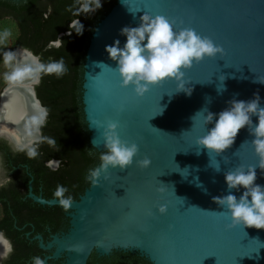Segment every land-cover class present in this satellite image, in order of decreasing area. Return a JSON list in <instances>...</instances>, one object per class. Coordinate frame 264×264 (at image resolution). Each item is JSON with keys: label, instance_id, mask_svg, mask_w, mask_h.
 Returning a JSON list of instances; mask_svg holds the SVG:
<instances>
[{"label": "water", "instance_id": "water-1", "mask_svg": "<svg viewBox=\"0 0 264 264\" xmlns=\"http://www.w3.org/2000/svg\"><path fill=\"white\" fill-rule=\"evenodd\" d=\"M145 12L177 25L183 22L224 49V56L206 57L184 70L190 95L176 92L177 82L166 79L137 97L131 87L119 86L118 72L96 66L116 67L106 46L119 39L122 47L126 37L120 30L138 26ZM82 67L80 99L91 147L106 151L103 128L96 122H118L121 139L135 142L139 152L124 170L110 168L98 178L89 173L88 186L65 212L66 231L46 240L34 236L47 252L44 264L59 259L62 264H87L92 253L102 257L113 251L136 252L151 264H264V229L230 227L229 215L214 200L229 193L224 173L240 164L257 165L255 183L264 186V169L250 144L254 137L246 126L230 148L209 154L195 143L205 129L198 116L192 119L205 107L219 113L228 101H248L257 92L264 106V84L259 82L264 81V0H115L88 38ZM36 85L26 82L33 106L39 100ZM13 91L6 84L2 88L0 116ZM251 119L258 123V117ZM0 137L17 143L4 132ZM145 157L150 166H137L135 161ZM243 191L241 187L231 193L239 198ZM28 195L41 205L62 207L57 198ZM161 204L168 206L165 213L158 210Z\"/></svg>", "mask_w": 264, "mask_h": 264}, {"label": "clouds", "instance_id": "clouds-1", "mask_svg": "<svg viewBox=\"0 0 264 264\" xmlns=\"http://www.w3.org/2000/svg\"><path fill=\"white\" fill-rule=\"evenodd\" d=\"M77 2L79 6L75 11L71 6L66 9L77 17L68 24L69 35L72 32L82 35L84 24L81 23L79 17L94 13L102 7V0H77ZM120 35L126 37L122 47L120 40L117 39L105 48L109 58L116 62V67L112 68L103 63L96 66L104 65L118 72L119 86L131 87L137 97H143L149 91L150 86L160 84L166 79H174L177 82L176 92L183 91L190 95L192 89L185 87L184 70L191 68L194 62L199 63L206 57L214 58L218 54L221 57L225 55L224 49L215 44L210 37L202 36L193 28L184 27L183 22L177 25L175 20H170L163 15L152 16L145 12L140 17L138 26L123 27ZM11 36L10 29L0 30V46L5 45ZM56 46H60L59 41ZM0 60L6 69L2 79L6 86L13 90L25 86L27 81L38 84L43 76L55 75L60 78L68 71L63 57L59 60L49 59L44 62L28 48H23L22 51L7 48L0 52ZM224 79L223 76L220 80ZM259 82L264 84L262 80ZM33 95H35L34 90ZM227 103L229 106L219 113H213L205 107L192 117L194 119L198 116L205 129V134L196 139V145L209 150V154L219 155L233 145L239 131L247 126L249 134L254 137L250 144L259 157L258 166L264 169V106H261V97L257 92L254 93V98L248 101L232 99ZM48 115L49 109L37 99L33 106V113L24 120L23 124V134L30 139L27 143L17 142L13 146L14 151L23 152L28 159H35L40 155L39 144L41 142L46 141L48 145L55 147L56 140L42 134ZM252 116L258 117V123L253 124ZM96 123L98 129L103 128L101 136L106 151L100 154L99 167L90 170V177L98 178L102 173H108L110 168L115 169L117 166L120 170L131 166L139 152L138 145L135 142L121 139L117 131L118 122H108L106 125ZM209 125L213 126L209 128ZM33 137L39 139H31ZM244 143H249V141ZM224 161L228 163L226 156ZM135 163L137 166L147 168L151 161L145 157L136 160ZM213 167L217 171L220 170L218 163ZM256 167L257 165L240 164L224 173L229 193L215 197L214 200L229 215L230 227L242 224L246 227L264 229V186L255 183ZM241 187L244 191L237 198L231 190L239 191ZM67 192L68 189L65 186L58 184L53 193L65 210L72 205V197L65 196ZM167 207L166 204H161L158 210L165 213ZM0 246L3 247L0 259H7L14 251L12 242L2 231H0ZM32 264H44V260L35 256Z\"/></svg>", "mask_w": 264, "mask_h": 264}, {"label": "trees", "instance_id": "trees-1", "mask_svg": "<svg viewBox=\"0 0 264 264\" xmlns=\"http://www.w3.org/2000/svg\"><path fill=\"white\" fill-rule=\"evenodd\" d=\"M115 0H102V7L94 13L79 17L84 24V32L69 35L68 24L77 17L66 9L73 11L79 6L77 0H0V19L11 18L15 21L18 33L12 48H28L42 61L59 60L63 57L68 71L57 78L55 75L43 76L36 86V94L42 105L49 109V115L42 134L57 141H67L77 145V154L82 157L92 170L101 162L99 157L104 151H97L88 142V131L83 119L81 104V82L83 61L88 38L96 22L111 8ZM63 33L61 37L59 34ZM60 41V46H50V42ZM62 132H66L63 136ZM46 148L40 147L44 152ZM72 155H76L72 148ZM72 195L71 197H73ZM41 206V205H40ZM63 211L55 212L56 220L50 229L39 223L31 236L39 233L46 240L51 233L66 231L68 218L61 216ZM30 227H6L7 235L14 244V254L10 264H32L35 256L47 254L38 243L30 241L26 232ZM46 264H62L59 260H48ZM87 264H151L136 252L113 251L109 256L98 257L92 253Z\"/></svg>", "mask_w": 264, "mask_h": 264}, {"label": "flooded vegetation", "instance_id": "flooded-vegetation-1", "mask_svg": "<svg viewBox=\"0 0 264 264\" xmlns=\"http://www.w3.org/2000/svg\"><path fill=\"white\" fill-rule=\"evenodd\" d=\"M65 133L61 130L63 136ZM14 145L12 141L0 137V231L12 242L6 227H30L26 236L30 241L37 242L34 236L39 233L31 236L34 227L41 223L49 230L56 220L55 212L63 211L61 216L65 218L66 210L58 205H41L28 195L29 192L45 199L56 198L53 193L59 184L68 189L65 196L74 195L72 200H77L89 184L92 166H87L78 156L77 145H70L66 140L57 141L55 147L46 141L41 142L39 148L46 150L39 151L40 155L35 159H28L23 152L14 151ZM72 148L76 155H72ZM13 254L7 259H0V264H10Z\"/></svg>", "mask_w": 264, "mask_h": 264}, {"label": "bare ground", "instance_id": "bare-ground-1", "mask_svg": "<svg viewBox=\"0 0 264 264\" xmlns=\"http://www.w3.org/2000/svg\"><path fill=\"white\" fill-rule=\"evenodd\" d=\"M33 113V105L28 99V93L25 86L16 88L4 100L2 104V114L0 116V132L8 134L16 142L29 139L23 134L24 120ZM3 247L0 246V253Z\"/></svg>", "mask_w": 264, "mask_h": 264}, {"label": "rangeland", "instance_id": "rangeland-1", "mask_svg": "<svg viewBox=\"0 0 264 264\" xmlns=\"http://www.w3.org/2000/svg\"><path fill=\"white\" fill-rule=\"evenodd\" d=\"M4 28L10 29L12 31V36L8 38L5 45L0 46V52H2L3 50H6L7 48H12V44H13L14 39L18 33L17 25H16L15 21H13L11 18L6 17V18L0 19V30H2ZM5 70L6 69L2 63V60H0V92L5 85V83L2 79L3 72Z\"/></svg>", "mask_w": 264, "mask_h": 264}]
</instances>
